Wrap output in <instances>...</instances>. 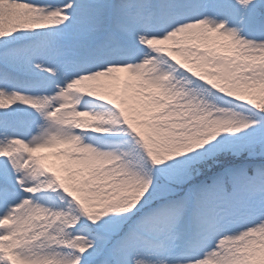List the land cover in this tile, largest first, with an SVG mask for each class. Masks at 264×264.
<instances>
[{"label": "snow or ice", "instance_id": "obj_1", "mask_svg": "<svg viewBox=\"0 0 264 264\" xmlns=\"http://www.w3.org/2000/svg\"><path fill=\"white\" fill-rule=\"evenodd\" d=\"M0 264H264V0H0Z\"/></svg>", "mask_w": 264, "mask_h": 264}]
</instances>
